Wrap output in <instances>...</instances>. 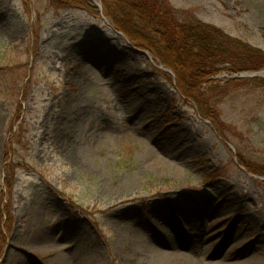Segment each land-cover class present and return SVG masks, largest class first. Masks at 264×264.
I'll use <instances>...</instances> for the list:
<instances>
[{"label":"rangeland","instance_id":"obj_1","mask_svg":"<svg viewBox=\"0 0 264 264\" xmlns=\"http://www.w3.org/2000/svg\"><path fill=\"white\" fill-rule=\"evenodd\" d=\"M168 2L264 52V0ZM100 4L0 0V264H264V78L187 74L205 118Z\"/></svg>","mask_w":264,"mask_h":264},{"label":"trees","instance_id":"obj_2","mask_svg":"<svg viewBox=\"0 0 264 264\" xmlns=\"http://www.w3.org/2000/svg\"><path fill=\"white\" fill-rule=\"evenodd\" d=\"M51 1L56 4V0ZM68 1L75 6L77 0ZM102 1L105 8L108 2L117 7L119 16L115 19L121 31L131 40L140 41L160 64L175 72L183 95L194 99L197 107L205 110V118L212 117V114L190 88L192 84L186 79L187 74L191 75V81H199L201 86L222 70H264L263 50L198 20L181 21L168 0ZM81 2L98 13L99 6L92 0Z\"/></svg>","mask_w":264,"mask_h":264},{"label":"water","instance_id":"obj_3","mask_svg":"<svg viewBox=\"0 0 264 264\" xmlns=\"http://www.w3.org/2000/svg\"><path fill=\"white\" fill-rule=\"evenodd\" d=\"M93 1H95V3L97 5H99V7H101L100 0H93ZM168 71H170V70H168ZM241 75H243V76H251V77L252 76H262L264 78V70L258 71V72H255V73H243Z\"/></svg>","mask_w":264,"mask_h":264},{"label":"bare ground","instance_id":"obj_4","mask_svg":"<svg viewBox=\"0 0 264 264\" xmlns=\"http://www.w3.org/2000/svg\"><path fill=\"white\" fill-rule=\"evenodd\" d=\"M131 104H133L134 107H136V108H138V107H143V105H142L141 102H138V101L133 100V99H131V100L129 101V105H130V106H131ZM139 109H140V108H139ZM64 136H66V134H64ZM110 138H111L110 135H109V136L106 135V139L109 140Z\"/></svg>","mask_w":264,"mask_h":264}]
</instances>
